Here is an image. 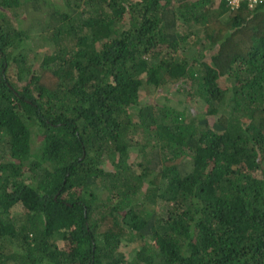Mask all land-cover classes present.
<instances>
[{
    "label": "trees",
    "instance_id": "16d2710c",
    "mask_svg": "<svg viewBox=\"0 0 264 264\" xmlns=\"http://www.w3.org/2000/svg\"><path fill=\"white\" fill-rule=\"evenodd\" d=\"M154 258L264 264V3L0 0V264Z\"/></svg>",
    "mask_w": 264,
    "mask_h": 264
},
{
    "label": "rangeland",
    "instance_id": "374dc122",
    "mask_svg": "<svg viewBox=\"0 0 264 264\" xmlns=\"http://www.w3.org/2000/svg\"><path fill=\"white\" fill-rule=\"evenodd\" d=\"M55 4L59 3L61 4L63 2V0H52ZM37 14L35 12H31L28 15H25L24 17V27H28L30 26V34L31 36L35 35L36 32H38L40 30L39 25H36L35 22L31 23L32 19L33 21H35V18L37 17ZM31 23V24H30ZM193 28V27H192ZM40 38V36H34V40L35 41H39L38 38ZM39 43V42H38ZM189 44L190 41L186 40V44ZM200 41H197V44H199ZM197 44H189L190 47H188L186 50H182V55H196L198 53V50L196 45ZM50 49H52V46H49L48 44L44 46H41L40 50H39V54L43 57L45 54H49ZM36 57V55H33ZM42 58L39 57L37 55L36 60H32L29 63L32 65L37 66V61H40ZM34 63V64H33ZM31 65V66H32ZM172 87V86H170ZM166 88L163 90L162 93H160L159 90H156L152 87L149 86H145L144 89L141 92V99H142V103H163L167 101V105L169 106H173L175 108H179V109H183V107L186 104V94L184 95L183 92H177L176 90L174 91L173 88ZM203 101L198 100L197 103L195 101L191 102V106L195 107L194 109L196 110H201L203 108ZM127 164H129L132 169L136 170V171H141L142 166L140 165L142 158H141V154L138 150L137 147L130 145L128 148V153L125 154V156H122ZM157 207H159V209L163 208V206L158 205ZM154 208V207H153ZM14 215H20L21 214V208L20 207H16L15 210L13 211ZM146 245H147V254L145 255H149L153 253V246H152V240L147 238L146 240ZM137 249H139V247H135L134 245L129 246L127 245L126 242H122L121 244V248L120 250L123 251L126 255V257L130 258L134 257L136 254ZM149 249V250H148ZM152 264H158L157 262V258L153 259V263Z\"/></svg>",
    "mask_w": 264,
    "mask_h": 264
},
{
    "label": "built area",
    "instance_id": "2783aa9c",
    "mask_svg": "<svg viewBox=\"0 0 264 264\" xmlns=\"http://www.w3.org/2000/svg\"><path fill=\"white\" fill-rule=\"evenodd\" d=\"M241 2L246 3L248 7L252 8L263 4L264 0H229V4L233 8L238 7Z\"/></svg>",
    "mask_w": 264,
    "mask_h": 264
}]
</instances>
